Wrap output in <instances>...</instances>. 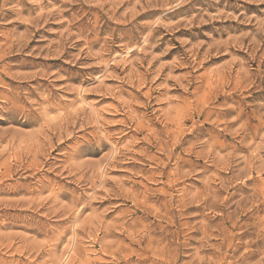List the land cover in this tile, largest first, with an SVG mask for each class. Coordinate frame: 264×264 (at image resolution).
Masks as SVG:
<instances>
[{
  "label": "rangeland",
  "instance_id": "rangeland-1",
  "mask_svg": "<svg viewBox=\"0 0 264 264\" xmlns=\"http://www.w3.org/2000/svg\"><path fill=\"white\" fill-rule=\"evenodd\" d=\"M0 264H264V0H0Z\"/></svg>",
  "mask_w": 264,
  "mask_h": 264
}]
</instances>
